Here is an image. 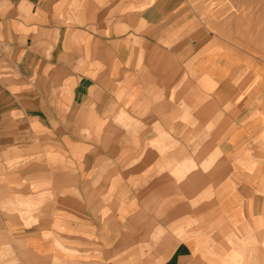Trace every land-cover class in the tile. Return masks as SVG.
<instances>
[{"label": "crops", "instance_id": "crops-1", "mask_svg": "<svg viewBox=\"0 0 264 264\" xmlns=\"http://www.w3.org/2000/svg\"><path fill=\"white\" fill-rule=\"evenodd\" d=\"M165 0H0V264H264V72Z\"/></svg>", "mask_w": 264, "mask_h": 264}, {"label": "rangeland", "instance_id": "rangeland-1", "mask_svg": "<svg viewBox=\"0 0 264 264\" xmlns=\"http://www.w3.org/2000/svg\"><path fill=\"white\" fill-rule=\"evenodd\" d=\"M147 3L155 0H144ZM181 14L173 31L184 40L220 49L240 48L256 60L251 69L264 72V0H165Z\"/></svg>", "mask_w": 264, "mask_h": 264}]
</instances>
